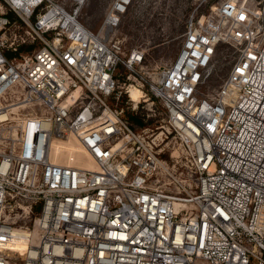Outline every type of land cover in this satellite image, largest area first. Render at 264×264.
<instances>
[{"label":"built area","instance_id":"built-area-1","mask_svg":"<svg viewBox=\"0 0 264 264\" xmlns=\"http://www.w3.org/2000/svg\"><path fill=\"white\" fill-rule=\"evenodd\" d=\"M136 1L107 0L93 31L87 0H0V264H264V8L219 0L148 67L119 33ZM133 86L178 141L182 192L119 106Z\"/></svg>","mask_w":264,"mask_h":264},{"label":"rangeland","instance_id":"rangeland-1","mask_svg":"<svg viewBox=\"0 0 264 264\" xmlns=\"http://www.w3.org/2000/svg\"><path fill=\"white\" fill-rule=\"evenodd\" d=\"M219 0H137L130 12L124 17L119 28L120 35L125 38V48L145 46L148 48L146 65L152 67L172 58L181 42V35L189 17L207 15L214 10ZM255 8H264V0H243ZM107 0H87L81 12V21L89 29L96 31L102 21ZM169 41L168 45H162ZM230 49L221 44L213 59L211 75L202 93L216 90L227 76L231 57ZM128 98L123 96L119 106L125 108V118L147 136L156 139L155 151L158 157L171 168L169 176L164 182L170 190L182 192L186 183L184 179L194 181V177L184 166V159L178 147V141L170 133L162 121V109L158 102L146 97V101L137 103L134 110ZM148 99V100H147ZM129 104V105H128ZM130 115V116H129ZM142 123L137 124L131 118ZM14 121H11V125ZM9 133L12 127L7 125ZM4 131L0 132V136Z\"/></svg>","mask_w":264,"mask_h":264},{"label":"bare ground","instance_id":"bare-ground-1","mask_svg":"<svg viewBox=\"0 0 264 264\" xmlns=\"http://www.w3.org/2000/svg\"><path fill=\"white\" fill-rule=\"evenodd\" d=\"M241 1H243V0H241ZM128 94H129V97H130V101H132L134 103H138V101L141 98H144L143 93H141V91L138 88L134 87V86L130 87V89L128 91ZM73 150H74L73 163L75 165H78L80 163L81 159H82V153L76 147H74ZM70 160L72 161V159H70ZM84 167H87L88 169H91L92 168V163H90V161L88 160Z\"/></svg>","mask_w":264,"mask_h":264},{"label":"trees","instance_id":"trees-1","mask_svg":"<svg viewBox=\"0 0 264 264\" xmlns=\"http://www.w3.org/2000/svg\"><path fill=\"white\" fill-rule=\"evenodd\" d=\"M130 116V115H129ZM134 122H136L137 124H139V125H142V123L140 122V121H138V120H136V119H133V117L131 118Z\"/></svg>","mask_w":264,"mask_h":264}]
</instances>
